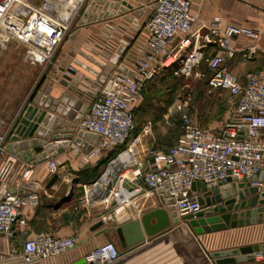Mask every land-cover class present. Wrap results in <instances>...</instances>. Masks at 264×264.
Returning <instances> with one entry per match:
<instances>
[{"label": "built area", "instance_id": "built-area-1", "mask_svg": "<svg viewBox=\"0 0 264 264\" xmlns=\"http://www.w3.org/2000/svg\"><path fill=\"white\" fill-rule=\"evenodd\" d=\"M70 1L69 17L63 19L61 4L57 15V7L54 5V9H50L47 1L45 4H32L30 0H0V32L12 33L19 44H25L26 56L32 63H40L45 69L53 66L56 52L82 12L86 0ZM151 3L152 9L144 24L147 32L145 44L138 55L130 53L131 65L124 63L135 71V76L118 70L119 64L123 63L120 57L119 62L113 64L114 69L107 80H112L115 85L114 92H104L106 82L94 85L95 89L83 97L88 108L77 128L100 135L99 144L86 152L72 142V150L77 151L83 166L102 153H110L120 147V151L108 161L104 172L86 185L83 196L87 206H100L105 210L100 220L104 225L116 223L118 226L140 218L146 208L156 206V202L151 201L153 196H159L158 188L174 199L173 204L180 217L194 214L204 208L198 199L202 191L193 189L194 183L203 182L213 188L228 178H250L264 168V69L249 72L242 80L228 66L236 51L232 37L245 34L255 38L260 32L235 26L222 29L220 18L215 17L210 27L211 35L201 41L193 32L196 17L191 11V0H152ZM121 41V38L105 39L100 34L94 38V43L101 45L108 56L115 53ZM211 44L218 49L208 54L206 48ZM248 51L249 54L254 53V49ZM202 64H206L209 71V87L226 90L231 97L229 119L211 132L183 116V133L179 140L166 151L150 150L152 162L150 167L143 169L144 163L136 159L134 150L140 139L132 138V132L134 108L141 101L144 87L163 71L170 70L188 77ZM75 67V64L57 66L56 73L72 76L69 70L77 71ZM2 137L0 135V139ZM123 155L129 157L122 158ZM0 158L3 159L0 191L7 188L0 195V234L12 239L19 227L26 224L24 206H37L40 195L24 193L20 187L10 185L9 177L17 159L4 148ZM47 162L52 175L58 174L59 168L64 166V161L57 155ZM31 176L32 167L24 168L21 180L28 181ZM213 234L201 236L208 251H213ZM227 237V246H237L236 234H228ZM80 241L77 233L60 237L48 231L38 232L11 249L12 264H42L73 250ZM121 255L115 243L105 241L85 258L89 263L108 264ZM262 256L261 252L256 254V257Z\"/></svg>", "mask_w": 264, "mask_h": 264}, {"label": "water", "instance_id": "water-1", "mask_svg": "<svg viewBox=\"0 0 264 264\" xmlns=\"http://www.w3.org/2000/svg\"><path fill=\"white\" fill-rule=\"evenodd\" d=\"M128 10H134L137 16L143 13L142 8L135 9L127 0H92L81 22L90 24L104 21ZM124 18L132 24L126 26L119 23L116 25L119 30L126 31L130 28L138 31V20L129 15ZM114 29L111 24H105L99 31L105 39H111L113 31L114 36L122 39L112 56L102 51L103 47L99 44L92 48L93 54L85 50L79 51L90 63L102 69L101 72L78 58L73 61L95 79L82 71L70 69L72 76L64 75L59 80L60 84L67 87V91L59 98H54L50 94L54 82L47 77L50 67L45 69L19 114L2 134L0 152L4 148L16 158L35 165L61 153L70 141L86 152L99 144L100 135L88 130H77V127L88 108V104L83 102L84 95L93 91L94 85L107 82L114 69L113 64L119 62L129 46V36H123ZM97 55L109 62L105 63ZM118 70L135 76V71L124 63L119 64ZM114 89L115 85L109 80L104 92L113 93ZM70 149H73L72 146ZM59 179L60 175L54 174L47 188ZM6 189L3 187L0 195ZM193 189L202 191L198 199L204 208L180 217L173 204L174 199L168 192L158 188L156 192L160 197V206L144 212L140 218L115 227L125 252L108 264H134L136 261L138 264H253L258 252L264 257V243L208 251L201 239L202 235L208 233L264 222V168L250 178H228L225 183L213 188L207 187L203 182H196ZM72 191L73 189L63 201L72 198ZM100 227L103 228L98 234L113 229L111 225H104L99 221L93 225L92 230ZM74 264L93 263H89L84 257Z\"/></svg>", "mask_w": 264, "mask_h": 264}, {"label": "crops", "instance_id": "crops-1", "mask_svg": "<svg viewBox=\"0 0 264 264\" xmlns=\"http://www.w3.org/2000/svg\"><path fill=\"white\" fill-rule=\"evenodd\" d=\"M91 1L92 0H90V2ZM127 1L132 4L135 9L142 8V15L137 16L134 10H128L107 20L90 23L84 27H81L80 30L86 32V41H88L89 44L83 42V40L80 41L79 39H77L79 38V36L77 37L75 36V34H72V37L74 38H72V40H75V37H77V52L75 54L65 52V56H63L61 53L58 54L55 60V64L52 66L50 72L47 73V77L54 82L53 89L50 93L51 96H53L54 98H59L64 92L67 91V87L60 84L59 82V80L62 78V72L56 73L57 66L66 67L69 64H74V59L78 58L83 62L90 64L98 71H102V69L93 65L86 58L80 55L79 51L81 49H84L88 53H92L91 50L93 46L95 48L94 38L99 35V31L104 27L105 24H111L112 26H114V30L116 32L123 36H129L130 47H127V50L123 54V56H121V59L123 60V63H126L128 65L132 64V57L130 56V53L138 55V51L144 46L147 38V32L144 28V24L151 12L152 0ZM191 11L192 14L196 17V20L193 24V32L196 36L199 37L201 41H204L205 38L211 35L210 27L215 17L220 18V27L222 29L228 26H235L243 29L258 30L260 32V35L255 38L249 37L245 34H240L232 37L231 42L236 51L234 56L229 60L228 66L242 80L249 72L260 71L264 69V0H191ZM126 15H129L133 19L139 21L140 26L138 27V31H132L130 28H128L126 31H121L117 28L116 25L119 23H124L126 26H130L132 24V22L124 18ZM113 32L111 33L112 38L117 39V37L113 35ZM9 41L10 40H7L6 44L2 45L8 46ZM217 49L218 48L216 45L211 44L208 46V48H206V52L210 54L214 51H217ZM249 49H254V53L249 54ZM96 57L99 59H103L98 55ZM103 61L107 63L106 59H103ZM75 66L77 71H82L83 73L92 76L89 72L83 70L78 65L75 64ZM57 76L58 78H56ZM93 78L95 79V77ZM231 107L232 103L228 108L226 118L223 122H226L229 119ZM137 111L138 105H136L134 108L135 123L132 132V138L138 137L140 139L134 147V150L136 152V159L138 161H142L144 163L143 169H146L150 167V164L152 162L149 155V150L154 149L157 151H166L177 140H179L182 133L179 136L174 137L173 130L170 127H164L161 123L164 122L162 120L157 121L156 119L148 118L142 120L141 122H138L136 119ZM13 120L14 118L10 121L9 124L6 125L3 131L4 133L7 131ZM1 123L4 124L5 121H2ZM218 127L207 130L215 132ZM70 146H72V141H70L69 145L57 155L64 161V166H61L58 171L60 179L57 180L50 188H47V184L49 183L53 175L48 169L47 160L30 166L29 163L16 158L17 164H15L9 177V184L15 188L20 187L22 192L24 193L36 192L40 195L41 200L35 207H31L28 205L24 206L23 212L26 217V224L23 227H19L14 238L10 239L5 235L0 234V248H4L6 250H8L9 248L13 249L14 246H18L26 239L33 237L36 233L45 230L60 237L70 236L74 233L76 228H79L80 226L81 231L79 232V234L81 241L76 248L42 263L74 264L76 261L84 258L96 246L103 243V238L106 235L112 233L113 229L103 234H98L97 232L103 227L92 230L93 225L101 220V216H99L95 222H92L90 224H87V222L85 221L84 224L75 226L73 222H70L66 227L60 228L54 225L57 222L55 221L57 217L62 220V214L68 212L72 208V205L69 204L72 198L69 201H63V199L69 195L70 190L73 189L72 196L78 187H82L83 192L85 193L86 185L95 180L93 178L94 171L99 169V175H101L106 169V166H95L96 162L103 156V153L101 154V156L92 160V162L95 163L93 166H83L80 163L81 157L77 154V151L75 149L71 150ZM27 167H32V178L28 181L21 180V173L24 168ZM70 181L72 183L71 185L67 186V193L60 196L55 202L49 199V196H51L49 193L52 194V192L54 191H59L63 185H68ZM152 199L153 200L151 202H156L157 206L161 205L159 196H153ZM66 204H68L69 206H65ZM96 208L99 211L98 214H104V209H102L100 206H96ZM87 214L88 213H84L82 219H84ZM60 220L58 221L60 222ZM227 233H234L237 235V246L261 244L264 243V222L252 224L247 227L245 226V228L228 229L225 231H218L214 233L212 242L213 250L230 248L229 246H227V243H225L226 240H229V238L227 237ZM242 264H249V262ZM253 264H264V257H256V260L255 262H253Z\"/></svg>", "mask_w": 264, "mask_h": 264}, {"label": "rangeland", "instance_id": "rangeland-1", "mask_svg": "<svg viewBox=\"0 0 264 264\" xmlns=\"http://www.w3.org/2000/svg\"><path fill=\"white\" fill-rule=\"evenodd\" d=\"M67 1L68 0H65L66 4ZM45 2L49 5L55 4V7H57L58 10L57 15L64 7L63 4H65V2L61 4V10L59 11L58 8H60V3L58 0H30V3L32 4H45ZM89 3L90 0H86L83 3L85 4L84 8L76 18L74 24L69 28L65 39L56 52L55 60L60 53L63 56H65V52L75 54L78 48L76 44L77 39L80 41L83 40V42L89 44V42L86 41V32L80 30L81 27L88 24L81 22V20ZM72 34H75L77 37L79 36V38L75 37V40H72ZM8 38L10 40L8 46L2 45L3 41ZM26 47L25 44L18 43L14 34L0 32L1 135L4 133L3 131L6 125L9 124L13 118L15 119V117H17L24 103L27 101L45 71V66L40 63H32L27 58ZM49 67L51 70L52 66ZM50 70L48 72H50ZM208 76L209 71L206 64L200 65V67L188 77L176 75L170 70L163 71L152 82L144 87L142 98L138 104V111L136 113L137 121L141 122L148 118L156 119L157 121L162 120L164 122L161 123L164 127H170L173 130L174 137L183 133V116H187L195 124L206 129H214L220 126L226 118L228 108L231 104V97L226 90L211 89L207 82ZM2 121H5V123L2 124ZM124 157L125 155L122 156V158ZM2 160L3 159L0 158V166H2ZM94 164V162H91L86 166H93ZM106 165L104 164L103 166ZM71 183L72 182L70 181L68 185H63L59 191H54L52 194L49 193L51 195L49 196V199L54 202L57 201L60 196L68 192L67 186L71 185ZM84 194L82 187L76 189L71 202H69V204L72 205V208L68 212L62 214V220L58 217L55 219V221H57L54 224L56 227H66L70 222H73L75 226L82 225L85 221L87 224H90L95 222L98 217L101 216V214H98L99 211L96 207L87 206L85 202H83ZM65 206L69 205L66 204ZM155 207L158 206L156 205ZM151 209L153 208H146L147 211ZM84 213L88 214L82 219ZM58 220H60V222ZM111 226L113 227V231L103 238V242L111 241L115 243L120 252L124 254L125 249L121 246L115 231L117 224L113 223ZM80 229L79 226L74 233L79 234L81 231ZM12 258L13 252L11 251V248L8 250L0 248V264H12ZM134 264H138V261L134 262Z\"/></svg>", "mask_w": 264, "mask_h": 264}, {"label": "trees", "instance_id": "trees-1", "mask_svg": "<svg viewBox=\"0 0 264 264\" xmlns=\"http://www.w3.org/2000/svg\"><path fill=\"white\" fill-rule=\"evenodd\" d=\"M120 151V147L116 148L115 151L113 152H104L103 153V156L97 161L96 165L95 166H103L104 164L106 165V163L111 159L113 158L118 152ZM98 167V168H99ZM100 174V171L99 169L95 170L94 173H93V178L96 179ZM96 177V178H95Z\"/></svg>", "mask_w": 264, "mask_h": 264}, {"label": "bare ground", "instance_id": "bare-ground-1", "mask_svg": "<svg viewBox=\"0 0 264 264\" xmlns=\"http://www.w3.org/2000/svg\"><path fill=\"white\" fill-rule=\"evenodd\" d=\"M58 1H59L60 4H62L63 2H65V0H58ZM68 4H72L70 0L67 1V4H66V2H65V4H63L64 7L62 8L61 13H60V15H61V17L63 19H67L69 17V10H67L68 9ZM54 5L55 4H50L49 5L50 6V9L53 10L54 9ZM36 55L37 56H40L39 54H36ZM127 157H129V155L128 156L125 155L124 158H127Z\"/></svg>", "mask_w": 264, "mask_h": 264}]
</instances>
